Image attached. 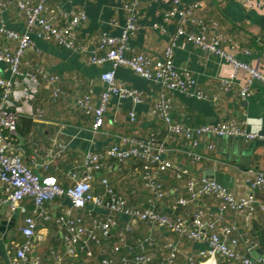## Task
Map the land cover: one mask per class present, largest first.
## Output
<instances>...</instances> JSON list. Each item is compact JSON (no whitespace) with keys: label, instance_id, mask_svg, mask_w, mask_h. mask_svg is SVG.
<instances>
[{"label":"crops","instance_id":"obj_1","mask_svg":"<svg viewBox=\"0 0 264 264\" xmlns=\"http://www.w3.org/2000/svg\"><path fill=\"white\" fill-rule=\"evenodd\" d=\"M37 3L39 0H31ZM200 3L195 12L184 21L187 31L204 30L212 37L221 36L222 47L238 60L249 63L264 73V0H253L251 6H245L238 0H180V7ZM50 9L84 11L87 19L78 27L77 46L66 48L55 39H43L33 32V45L27 48L22 56V69L32 70L42 66L51 74L58 76L61 93L54 95L53 87L41 81L38 93L32 100L23 104L16 101L15 94L10 100L18 106L28 108L33 114L22 113L18 116L15 144L23 160L36 173L55 175L64 187L71 184L65 173L83 165L87 154L103 152L118 136L129 135L137 138L150 139L155 136L158 141L167 139L170 147L168 157L176 165L189 170L183 178H179L172 170L156 175V180L163 184L165 195L156 200L155 207L164 213H174L173 205L179 197H188L187 181L190 178L209 176L215 178L236 196L251 193L247 185L249 170L252 168L264 171V139L247 141L236 135L214 136L210 131L197 135L199 146L197 152L203 157L194 161L188 156L187 150L192 146L182 137L169 139L165 125L154 109V103L161 93L171 100V115L175 122L191 127H215L220 122L235 119L247 130H258L264 133V84L260 81L249 82V74L240 70L235 78L232 91L222 89L221 80L228 78L232 64L224 57L207 53L198 45L189 42L184 36L177 35L178 18L166 20L165 14L172 6V0H140L139 28L129 35L127 46L129 53H143L152 58H160L169 45L174 46L176 66L187 71L194 79L188 91L164 89L158 83L137 74L128 66L116 69V83L137 89L142 93L144 101L135 103L132 98L112 96L105 113V123L101 130H92L93 118L86 114L78 105L77 100L86 94H92L93 103L98 104L100 93L106 88L102 80V72L108 65L93 64L89 53L81 46H97L105 36L119 37L126 26L130 15L124 0H48ZM195 20V22H193ZM0 27L24 32L27 29L25 12L15 3L8 4L0 10ZM0 45L9 51L17 49V41L0 32ZM0 78L20 80L13 76L6 63L0 61ZM248 86L250 94L245 98L239 95L242 87ZM205 96L198 97V92ZM1 100V99H0ZM131 112L135 113L134 119ZM24 138V142L21 139ZM56 139L66 146L64 156L52 158L46 156V148L51 140ZM25 144L28 150L20 145ZM213 145V149L209 148ZM106 175L115 190L128 199L131 206H147L154 193L148 186L150 179L146 177L145 162L132 158L123 162L105 159ZM46 164V165H44ZM151 169L149 168L148 171ZM154 174V172H152ZM99 192V179L95 182ZM0 182V196L3 188ZM256 195L264 200V191ZM23 205L27 213L16 211L14 224L8 227L14 213L8 205L0 206V264H14V242L25 239L19 228L23 225L26 214L32 212V202L26 198ZM71 206L68 198H56L46 204L50 213L49 220L39 218V230L43 240L36 241V251L43 257V264H52L54 258L51 250L65 252L64 230L59 227L56 217L63 209ZM202 207L209 213L217 211L218 200L213 195H201L189 203L180 213L191 218L196 207ZM76 214L81 213L76 211ZM87 211H82V214ZM101 214L105 215L103 211ZM120 226L129 219L118 216ZM6 222L4 229H1ZM237 225L241 234L247 233L257 241L264 250V214L259 212L251 223L250 229L244 226L243 219L227 212L222 226ZM116 232L112 238H106L104 247L111 248L116 241ZM153 237L154 242L146 247L153 257V264H159L169 254L164 244L174 242L180 252L176 264H187L189 256L200 262L199 250L207 246L202 242L191 241L176 233L159 227H151L143 221L133 223L127 233L129 243H138ZM94 263L100 264L102 255L95 250ZM250 255V254H249ZM252 257V256H251ZM80 264H93L80 253L75 258ZM219 264H231L218 258ZM201 264V263H200Z\"/></svg>","mask_w":264,"mask_h":264},{"label":"built area","instance_id":"obj_2","mask_svg":"<svg viewBox=\"0 0 264 264\" xmlns=\"http://www.w3.org/2000/svg\"><path fill=\"white\" fill-rule=\"evenodd\" d=\"M238 1L245 6H251L253 0ZM47 2L48 0H39L37 3L31 0H0V10L12 3L23 10L27 24L24 32L0 27V32L17 41L18 45L13 52L0 45V61L6 63L14 77H20L19 81L0 78V182L3 186L0 206L8 205L13 212L27 213L28 208L23 205V201L28 198L33 205L32 212L26 214L23 225L19 228L25 239L12 245L14 264H43V257L36 251V241L43 240L42 234L38 232L39 218L50 219L46 204L56 198H68L71 206L63 209L56 217L57 224L64 230L65 252L62 254L55 249L51 250V256L54 258L52 264H80L75 260L80 253H84L86 259L93 261L96 248L102 255L105 254L100 264H153V257L146 247V242H154L153 237L138 243H129L127 240V233L132 230L136 221L147 222L152 228L166 229L180 237L206 244L207 247L198 253L201 261L198 262L193 256H189L187 264H219V257L231 264H264L263 255L258 258L249 255L259 247L251 235L241 234L237 225L222 226L227 212L243 219L248 230L257 214H264V200L256 195L257 191H264L263 170H249L247 185L251 193L242 196H236L215 178L204 175L198 179L192 177L187 181L189 196L179 197L173 205L174 213L169 214L155 207L156 200H161L165 195L163 184L156 180V175L172 170L179 178H183L189 170L169 159L170 147L167 139L158 141L155 136L146 139L120 135L118 141L105 151L87 154L83 165L68 170L65 177L71 184L67 187H64L55 175L36 173L23 160L17 150L14 135L17 132L18 116L33 112L18 106L15 101L9 99L10 95L14 93L16 101H21L24 105L36 96L42 80L53 87L55 96L61 93V88L58 85V76L49 74L42 66L24 71L22 56L25 50L33 45V32L43 39H55L59 45L66 48L77 46L78 27L87 19L84 11L54 10L48 7ZM124 2L130 15L127 17L123 33L119 37L105 36L94 47L81 46L84 52L89 53L91 63L109 66L101 75L106 88L100 93L98 104L93 103L92 94H86L77 100V105L93 118L94 133L99 132L105 123V113L112 96L129 97L135 103L144 101L142 93L137 89L116 83V69L120 66L130 67L140 76L158 83L164 89L188 91L195 83L187 71H182L176 66L174 44L169 45L164 56L160 58H152L143 53H129L127 39L140 26L141 6L140 0ZM179 3L180 0H172V6L165 14L166 20L178 18L177 35L184 36L207 53L226 58L232 64L229 77L221 80L223 90L232 91L240 70L249 74V82L256 80L264 84V73L226 52L222 47L221 36L210 38L204 30L187 31L183 23L192 16L200 3L187 7H180ZM249 94L248 86L239 91L242 98ZM204 96L201 91L198 92L199 98ZM154 109L162 118L169 139L182 137L190 142L192 147L187 150V154L194 161L203 157L196 151L199 146L197 135L208 131L214 136L236 135L244 137L247 141L264 139V133L254 129L247 130L235 119L220 122L215 127H191L175 122L171 115V100L164 93L155 101ZM134 117L135 113L131 112V118ZM4 131H7V134H4ZM50 142L51 145L46 148V156L49 159L63 157L66 146L56 139ZM209 148L213 149V145H209ZM106 158L119 162L138 158L145 162L146 177L150 179L148 186L154 193L147 206H131L126 196L115 190L110 179L103 174ZM98 179L101 188L99 192L94 185ZM206 194L213 195L218 200L217 211L209 213L211 218H208L207 213L199 206L194 209L191 218H186L180 213L181 208ZM76 211L81 213L76 214ZM82 211H87V214H82ZM118 216H125L129 221L122 227ZM114 232L116 241L110 249L104 247L105 239L112 238ZM164 248L169 254L159 264H176L179 246L174 242H167Z\"/></svg>","mask_w":264,"mask_h":264},{"label":"water","instance_id":"obj_3","mask_svg":"<svg viewBox=\"0 0 264 264\" xmlns=\"http://www.w3.org/2000/svg\"><path fill=\"white\" fill-rule=\"evenodd\" d=\"M21 142H24V138L21 139ZM20 147L23 150H25V151L28 150V148H27V146L25 144L20 145ZM16 215H17V213L15 212L14 215H13V217H12V219H11V221L10 222H7L8 223V227H6V228L10 229V227L14 224ZM2 224H3V226H1V229H4L6 222H3ZM261 255L264 256V250L263 249H260V248H257V249L253 250L250 253V256H252L253 258H258Z\"/></svg>","mask_w":264,"mask_h":264},{"label":"rangeland","instance_id":"obj_4","mask_svg":"<svg viewBox=\"0 0 264 264\" xmlns=\"http://www.w3.org/2000/svg\"><path fill=\"white\" fill-rule=\"evenodd\" d=\"M89 262H91V261H89ZM94 262H96L95 260H93V264H97V263H94Z\"/></svg>","mask_w":264,"mask_h":264},{"label":"trees","instance_id":"obj_5","mask_svg":"<svg viewBox=\"0 0 264 264\" xmlns=\"http://www.w3.org/2000/svg\"><path fill=\"white\" fill-rule=\"evenodd\" d=\"M4 134H7V131H4Z\"/></svg>","mask_w":264,"mask_h":264}]
</instances>
